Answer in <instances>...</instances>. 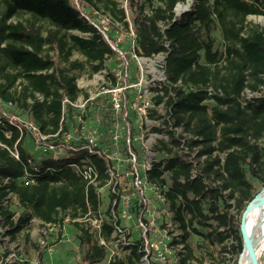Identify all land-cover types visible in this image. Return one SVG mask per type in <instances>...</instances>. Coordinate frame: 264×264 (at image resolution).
Returning a JSON list of instances; mask_svg holds the SVG:
<instances>
[{"label": "trees", "instance_id": "16d2710c", "mask_svg": "<svg viewBox=\"0 0 264 264\" xmlns=\"http://www.w3.org/2000/svg\"><path fill=\"white\" fill-rule=\"evenodd\" d=\"M181 1L126 0L135 52L147 58L163 55L167 81L161 83L154 104H162L168 116L164 123L171 127L169 143L198 147L196 157L204 156L193 168L169 144L159 141L160 149L168 153L165 169L171 181L168 196L174 217L192 232H198L196 225L209 227L204 236L210 243L233 238L238 257L240 217L253 198L246 169L255 178L264 176V143L257 144L264 137V25L248 20L252 15L264 17V0H195L188 10L175 14ZM92 11L110 16L128 31L127 15L118 0H79L77 5L73 0H0V103L23 111L43 134L56 133L62 97L74 100L81 93L72 71L80 73L88 66L90 74L96 73L116 55L88 23L86 17H93L87 16ZM214 29L221 35L222 50L214 49ZM50 51L60 54L68 66L56 65ZM73 51L85 60L69 61ZM246 90L260 94L244 98ZM128 97L124 95V100ZM68 117L74 124L71 109ZM18 124L3 114L0 105V226L10 240L34 218L56 223L67 209L76 217L87 212V205L97 206L93 188L71 166L80 162L85 150L75 152L66 146L65 154L56 159L48 153L35 156L25 146L34 136L26 130L20 133ZM174 127H181L189 137L176 135ZM14 146L18 159L9 152ZM89 158L103 179L107 160L101 155ZM25 174L34 182L23 181ZM10 194L21 209L17 216L10 202L3 205ZM80 229V264L103 260L105 249ZM109 232L106 227V235ZM187 250L189 259V246ZM137 263V257H129L108 264Z\"/></svg>", "mask_w": 264, "mask_h": 264}, {"label": "built area", "instance_id": "2783aa9c", "mask_svg": "<svg viewBox=\"0 0 264 264\" xmlns=\"http://www.w3.org/2000/svg\"><path fill=\"white\" fill-rule=\"evenodd\" d=\"M120 1L124 3V6H121L126 13V0ZM194 2L195 0L178 2L174 8L175 14L188 10ZM86 19L99 30L118 57L124 60L126 55L119 45L122 34L115 42H111L108 37V22L115 25L119 23L113 21L110 16H102L97 21L87 17ZM125 33L133 39L131 56L142 57L135 52V33L130 25ZM161 56L163 58V55ZM121 64L123 68L127 65L125 60ZM110 74L114 75V79ZM166 81L165 76L162 77V82ZM96 83L94 92L87 90V83H81L77 86L81 93L76 99L62 97L60 120L55 134H43L32 121L18 120V130L20 133L26 130L34 136L35 149L40 153H48L56 159L65 154L66 146L75 152L85 150L80 162L71 166L86 182V186L93 188L97 198L96 208L91 209L87 205L88 210L83 215L71 217L70 210L67 209L61 213L62 220L56 223L32 219L31 221L37 224L39 250L51 255L54 246L50 243V236L55 231L61 232L65 224L70 222L80 224L90 235L92 242L105 249L108 263L129 257H137L140 264L189 262V235L186 237V232L191 231L188 226L182 228L170 207L168 194L171 191V183L168 170L165 169L168 153L160 149L159 144V141H163L172 147L168 141V131L171 127L164 123L168 116L166 113L160 116L162 122L154 129L159 133L150 132L146 123L150 116L149 109L152 107L151 99L146 95L131 94L133 91L129 88L135 84H125L122 72H109L105 79H99ZM160 88V85L156 88V91L159 90L155 95L161 94ZM259 94L246 90L243 96L250 98ZM124 95L129 96L126 101ZM98 97L105 98L104 107L112 115V123L105 130L107 135L87 126V110ZM37 99L42 100V96L37 95ZM125 104L126 111L123 110ZM69 109L73 111L74 124L69 120ZM130 114L134 116L133 123L130 122ZM65 125L68 126L67 129L64 128ZM173 131L184 139L189 137L181 127H174ZM172 148L182 159L191 162L193 168H197L204 159V156L196 157L198 147L190 149L180 145ZM9 152L15 159L19 158L15 146L9 149ZM91 155H101L107 160L103 179L91 162ZM156 172L159 173L158 176H155ZM194 176L193 169L191 177ZM22 180L26 183L34 182L29 174H25ZM7 181L6 178L4 183ZM13 197L10 194L3 205L7 206ZM106 227H110L107 235ZM10 241L9 236L5 234V228L0 226V264H40L38 260H29L12 246ZM58 241H62L61 237Z\"/></svg>", "mask_w": 264, "mask_h": 264}, {"label": "rangeland", "instance_id": "374dc122", "mask_svg": "<svg viewBox=\"0 0 264 264\" xmlns=\"http://www.w3.org/2000/svg\"><path fill=\"white\" fill-rule=\"evenodd\" d=\"M120 1V0H118ZM77 5L79 0H73ZM121 5L124 6V3L121 2ZM127 20L129 25L132 27L131 21L129 19L128 11L126 10ZM87 16L92 20L97 21L104 15L97 11H92L88 13ZM248 20L259 24L260 26L264 25L263 16H249ZM108 37L111 42H115L118 39V36L122 34L121 40L119 41L120 49L125 53L126 58V67L123 68L122 62L123 59H120L118 55H114L109 58L105 67L100 71L90 74L89 67L80 73L78 70H73L72 73L77 74L76 84L79 86L81 83H87V90L94 92L96 89V81L99 79H105L109 72H122V79L125 80V84H135L134 87L129 88L133 92V95H146L151 99L152 107L149 109L148 122L146 123L149 127L150 132H156L154 129L160 126L161 124V115L165 114V109L162 104H154V95L156 94V88L161 86L162 77H164L163 72V58L161 55H156L151 58L145 59V57L134 58L131 56V44L132 38L125 33L124 28L120 24H113L108 22ZM71 33L77 34V32L72 31ZM211 36L214 39V49L222 50L223 41L219 30L214 29L211 33ZM49 55L52 57L56 65L59 67H67L68 63L63 61L62 56L54 51H50ZM84 61L85 58L82 54L77 51H73L69 57V61ZM128 94H130L128 92ZM105 98H97L89 106L87 110V126L90 129H97L100 132H105V130L112 123V115L107 108L104 107ZM211 103V101H207ZM1 109L3 114L15 118L19 121H28L26 114L23 111H20L14 106L1 104ZM154 111L157 112L154 114ZM131 123H133L134 116L130 114ZM107 135V131L104 133ZM105 135V136H106ZM264 143V137L259 139L257 144L261 145ZM26 148L29 152L37 156L38 151L35 149L34 140L28 139L25 143ZM246 179L251 185V194L255 196L261 188L264 186V176L255 178L246 169ZM171 183V181H169ZM16 199L13 197L10 201L11 210L15 211L16 216L21 211L20 208L15 204ZM231 213L234 217L239 220L238 213L236 210L232 209ZM80 224L75 225L74 223H66L64 229L61 232H54L50 236V243L54 246V251L51 255L44 253L39 250L37 244V224L31 221L25 229L16 235V238L10 241V244L16 247L21 253L27 256L29 260H38L40 264H80L81 261V250L79 247V235L81 234ZM198 232L189 233V248L191 249L192 257L189 258V262L185 264H234L237 260V255L233 252L232 245H236V242L233 238L225 240L222 244L210 243L204 236L206 232L210 230L209 227H203L196 225L195 226ZM62 234V236H61ZM61 237L62 241L59 242L58 238ZM223 247L225 249H223ZM95 264H108L107 253L103 260ZM137 264H140L139 262ZM264 264V258H263Z\"/></svg>", "mask_w": 264, "mask_h": 264}, {"label": "bare ground", "instance_id": "6f19581e", "mask_svg": "<svg viewBox=\"0 0 264 264\" xmlns=\"http://www.w3.org/2000/svg\"><path fill=\"white\" fill-rule=\"evenodd\" d=\"M264 193V186L257 193L260 196ZM245 221L248 232L251 236L250 241L254 246L257 264H263L264 258V202L254 201L251 207L246 211ZM243 249V247H242ZM245 249V248H244ZM238 264H252L251 256L247 250L239 253ZM237 264V263H236Z\"/></svg>", "mask_w": 264, "mask_h": 264}, {"label": "water", "instance_id": "95a60500", "mask_svg": "<svg viewBox=\"0 0 264 264\" xmlns=\"http://www.w3.org/2000/svg\"><path fill=\"white\" fill-rule=\"evenodd\" d=\"M254 201L264 202V193L261 196L259 194H256L247 203V205L245 206L244 211L242 212L241 217H240L239 230H240L242 247H243V249L241 248V250H243V252L245 250H247L248 254H250V256H251L252 264H257V259H256V255H255L256 253L254 250V246L252 245V242L250 241L251 236L248 232L246 221H245L246 211L251 207L252 202H254ZM236 263L238 264L239 260H237Z\"/></svg>", "mask_w": 264, "mask_h": 264}]
</instances>
